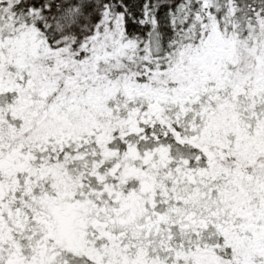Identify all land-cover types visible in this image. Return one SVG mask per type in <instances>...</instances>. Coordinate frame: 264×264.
I'll list each match as a JSON object with an SVG mask.
<instances>
[{
  "label": "snow or ice",
  "instance_id": "1",
  "mask_svg": "<svg viewBox=\"0 0 264 264\" xmlns=\"http://www.w3.org/2000/svg\"><path fill=\"white\" fill-rule=\"evenodd\" d=\"M0 264H264V0H0Z\"/></svg>",
  "mask_w": 264,
  "mask_h": 264
}]
</instances>
